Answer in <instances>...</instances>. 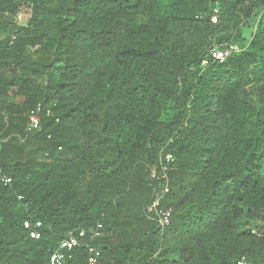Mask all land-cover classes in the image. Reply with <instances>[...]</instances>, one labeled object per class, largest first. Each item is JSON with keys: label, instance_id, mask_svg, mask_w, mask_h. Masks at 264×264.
<instances>
[{"label": "trees", "instance_id": "16d2710c", "mask_svg": "<svg viewBox=\"0 0 264 264\" xmlns=\"http://www.w3.org/2000/svg\"><path fill=\"white\" fill-rule=\"evenodd\" d=\"M0 170V264L264 262V0H0Z\"/></svg>", "mask_w": 264, "mask_h": 264}, {"label": "built area", "instance_id": "2783aa9c", "mask_svg": "<svg viewBox=\"0 0 264 264\" xmlns=\"http://www.w3.org/2000/svg\"><path fill=\"white\" fill-rule=\"evenodd\" d=\"M213 22H215V18L212 19ZM239 47L237 45H226L222 48H213L209 53V58L223 62L225 59H227L231 54L239 52ZM202 65H206V61L202 63ZM39 106L32 110L28 117V125L27 130H35L39 126ZM165 164H171L173 162V158L171 155H166L164 159ZM161 165V163H160ZM169 166V165H168ZM162 171L165 172L168 171L167 166H162ZM151 179L156 178V172L155 170H151L150 173ZM164 180H166V176L164 175ZM10 182V178L6 177L5 174H3L0 170V183L2 184H8ZM168 193V185L167 183L163 185H158L154 189L153 196L150 200V203L148 204L146 211L149 215L153 216L156 224L159 228H165L169 226L171 223V210L169 208H165L162 206L164 197ZM41 223L40 222H29L25 221L23 223L24 229L28 232V236L32 240H36L40 237V230H41ZM100 229V226L97 227V229L92 233L91 238L96 239L100 236V233L98 231ZM86 238V233L84 230H73L67 233L66 237L60 242L57 250L50 256L49 264H69L67 260H70L72 257V252L75 248H77L81 242V240H84ZM88 252L91 255L89 258L88 263L89 264H96L97 259L99 257V253L95 251L92 247L88 248ZM236 264H264V262L261 263H255L251 260H248L245 257H241L236 261Z\"/></svg>", "mask_w": 264, "mask_h": 264}]
</instances>
